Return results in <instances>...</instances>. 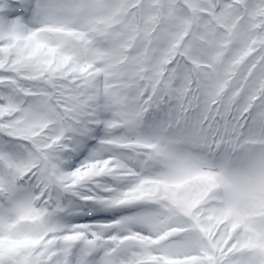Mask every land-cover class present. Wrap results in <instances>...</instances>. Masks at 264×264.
<instances>
[{
  "label": "snow or ice",
  "instance_id": "obj_1",
  "mask_svg": "<svg viewBox=\"0 0 264 264\" xmlns=\"http://www.w3.org/2000/svg\"><path fill=\"white\" fill-rule=\"evenodd\" d=\"M131 4L0 0V264H264V156L212 165L179 150L199 146L196 135L142 134L147 113L126 90L142 89L149 113L174 104L170 127L199 92L222 88L210 69L238 52L250 86L264 92V0H197L190 14L177 0L191 31L175 56H151L158 44L124 51L146 14ZM172 23L147 36L145 21L146 39ZM251 119L264 127V109ZM96 128L97 147L70 167ZM129 206L143 210L109 223L53 222ZM205 216L223 223L212 228Z\"/></svg>",
  "mask_w": 264,
  "mask_h": 264
},
{
  "label": "clouds",
  "instance_id": "obj_2",
  "mask_svg": "<svg viewBox=\"0 0 264 264\" xmlns=\"http://www.w3.org/2000/svg\"><path fill=\"white\" fill-rule=\"evenodd\" d=\"M239 55L238 52L224 53L214 68L210 69L213 76L222 82V88H205L199 92L197 100L189 101L191 106L186 105L183 114L170 127L166 125L174 104H160L155 111L149 113L144 104L140 103L143 90L137 94L134 88H129L127 93L131 106L138 105L147 113L146 118H152L150 124L145 119L139 131L142 134L160 132L186 141L196 135L200 138L199 146L185 142L178 145L179 150L191 152L212 165L227 162L238 167L264 156V127L256 125L251 119L256 109H264V92L258 87L250 86L251 72L245 70L247 57L239 59ZM153 103L157 101L154 100ZM175 103L183 104L184 97L181 96ZM204 219L212 228H219L223 223L213 222L207 216ZM212 234L215 232L212 231Z\"/></svg>",
  "mask_w": 264,
  "mask_h": 264
},
{
  "label": "trees",
  "instance_id": "obj_3",
  "mask_svg": "<svg viewBox=\"0 0 264 264\" xmlns=\"http://www.w3.org/2000/svg\"><path fill=\"white\" fill-rule=\"evenodd\" d=\"M132 1L137 3L139 0H132ZM160 3H161V0H149V9H148L149 13H148V16H149L150 30L148 31L147 36H148L149 33H151L153 31L154 27L157 24V21H158V18H159ZM176 3H177V0H169V4H170V9L171 10L174 9V6L176 5ZM176 10L179 11L178 9H176ZM178 17H179V19H178V22L176 24V27H174V29H173V33H174L173 37H172V39L168 40L166 42V44L164 45V47H163V50L165 48H167L169 56H175L176 55V51H175L176 43H179V41L184 36L187 35V33L189 31V28H190L189 24L184 23V19H183L182 16L178 15ZM136 21H137V17H136ZM136 35H137V22L134 24L133 28L130 29L129 32H128V35L126 37V39L128 40V43H127L126 46H129L132 43V41L134 40ZM169 41H172L173 47H169V44H168ZM147 42H148V40L145 38V40L142 42V44L140 46H142V48L145 49L146 45H147ZM124 51H125V49H124ZM143 54L144 53L141 52V55H143ZM128 89H126V90H128ZM103 135H101L100 138H102ZM2 139L7 140L8 138H2ZM96 147H97V145H93L92 150L95 149ZM0 150H3V149L0 148ZM10 154L20 155L21 153L19 152V150H17L15 152H10ZM88 154H89V152H85L84 154H81L79 156V159H77V160L72 158L71 164H72V162H74V164H72L70 167H75L81 160L85 159L88 156ZM102 155L104 156V158H108L109 154L108 153H102ZM68 220H69L68 218L53 217V222L64 223V222H66ZM98 220H100V219H98ZM98 220H96V221H98ZM102 221H106L107 223H109L111 220L104 219Z\"/></svg>",
  "mask_w": 264,
  "mask_h": 264
},
{
  "label": "rangeland",
  "instance_id": "obj_4",
  "mask_svg": "<svg viewBox=\"0 0 264 264\" xmlns=\"http://www.w3.org/2000/svg\"><path fill=\"white\" fill-rule=\"evenodd\" d=\"M146 1L148 2V0H146ZM186 1H188V3L190 4L191 9H192V5H194L195 3H197V0H186ZM140 4L137 3V5H140ZM166 18L167 19L174 20V23H172V24H170V25H168L166 27L165 31L163 33H161L160 38H158L157 40H153L152 42H150V47H151L152 44H158V45H160L162 42L166 41L169 38L170 30H173V27H175V25H176V14L174 13V11H171V10L169 12L167 11L164 19H166ZM113 27H120V26L119 25H113ZM159 27H160V24H159L158 28ZM157 51H159L158 47L152 48L150 55L151 56H154L157 53ZM204 66L206 67V65H204ZM149 118H150V121H149V124H150L151 123V117L149 116ZM148 133L149 132H146L145 135H148ZM140 207L141 206H129V207L116 208L114 210V212L117 211L116 214H122L123 212L126 213V211H135L136 209H139ZM79 216H80L79 218L82 219V216L81 215H79Z\"/></svg>",
  "mask_w": 264,
  "mask_h": 264
}]
</instances>
